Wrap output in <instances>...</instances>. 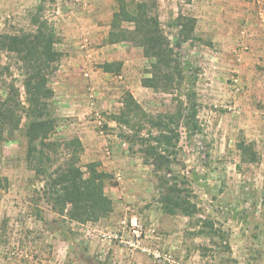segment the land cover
I'll use <instances>...</instances> for the list:
<instances>
[{
    "label": "rangeland",
    "instance_id": "obj_1",
    "mask_svg": "<svg viewBox=\"0 0 264 264\" xmlns=\"http://www.w3.org/2000/svg\"><path fill=\"white\" fill-rule=\"evenodd\" d=\"M19 1L15 11L0 4V33L33 31V18L40 16L56 28V47L70 39L74 60L64 50L50 77L57 91L50 101L54 137H79L83 169L96 161L108 173L105 192L113 211L85 223L54 211L45 179L27 165L28 119L21 112L20 128L0 140V264H264V0H205L224 5L205 17L195 16L202 14L203 0H153L174 48L179 14L197 19V39L176 48L193 80L201 128L195 133L188 124V86L172 93L144 86L151 60L143 47L108 43L116 0ZM70 15L76 24L67 34L61 24ZM107 62L121 70L106 72ZM68 65L73 76L64 88ZM18 66L16 54L0 50V100L14 83L25 101ZM127 92L150 113L182 111L174 169L198 205L194 217L162 211L158 180L144 163L138 138L112 119ZM241 141L253 144L257 162L242 159ZM200 229L204 234H197Z\"/></svg>",
    "mask_w": 264,
    "mask_h": 264
},
{
    "label": "trees",
    "instance_id": "obj_2",
    "mask_svg": "<svg viewBox=\"0 0 264 264\" xmlns=\"http://www.w3.org/2000/svg\"><path fill=\"white\" fill-rule=\"evenodd\" d=\"M116 2L108 43L130 41L143 47L144 55L151 60L150 76L142 80L144 86L172 93L186 84L185 98L191 109L188 124L192 132L200 131L196 119V95L191 89L193 80L188 75L189 64L184 63L176 51L184 42L197 39L196 17L179 14L176 18L175 25L179 29L174 48L162 26L156 1ZM33 23L36 25L33 31L15 35L0 33V50L12 52L18 58L25 94V101H22L21 89L14 83L7 85V94L0 100V140L6 131L13 135L20 128L23 112L28 119L25 128L26 162L35 174L45 179L52 208L74 221L95 222L113 211V200L105 192L109 175L98 168L96 161L86 163L83 169L80 161L84 145L79 137H54L57 121L50 110V101L55 95L50 77L58 69L63 52L56 48L58 35L49 20L36 16ZM125 23L132 24V27H126ZM102 67L106 72L121 70L114 62L104 63ZM122 102L120 113L112 115V119L132 131V137L138 138L144 163L153 167L158 180L162 211L194 217L199 211L198 205L185 176L174 169L182 111L179 109V115L150 113L130 92L125 94ZM132 137L127 135L130 140ZM238 149L244 161H258L253 144L241 141ZM209 225L212 227L211 223ZM202 230L197 234H204Z\"/></svg>",
    "mask_w": 264,
    "mask_h": 264
},
{
    "label": "crops",
    "instance_id": "obj_3",
    "mask_svg": "<svg viewBox=\"0 0 264 264\" xmlns=\"http://www.w3.org/2000/svg\"><path fill=\"white\" fill-rule=\"evenodd\" d=\"M89 1H93V0H89ZM205 0H203L202 1V3H203V5H202V7H201V10H202V14H200V15H195L196 17H199V16H203L204 15V17H205V13H207V12H210V11H214V9H217V10H219V7H221L222 8V5L223 4H220V3H216V5L215 6H211L212 4H210L209 3V1H205ZM21 2H22V0H21ZM0 4H1V6H7V7H10L13 11H15L17 8H19L20 7V5H21V3H20V1L19 0H0ZM187 5H192V4H190L189 2L187 3ZM199 3L196 5V7H197V9H199ZM91 6H96V4L94 3V2H92L91 3ZM201 6V5H200ZM219 6V7H218ZM224 6V5H223ZM195 7V8H196ZM78 10H80V11H82L81 13H85L86 11L88 12V11H90L89 9H83L82 10V8L81 9H78ZM204 13V14H203ZM76 14V13H75ZM78 14V13H77ZM75 15L76 17L78 16V15ZM79 17H81V18H83L84 16H79ZM206 18H208V19H204V21H206V23L207 24H210V25H212V19L211 18H209V17H206ZM73 18H72V16L70 15L69 16V18H67V19H65V18H63L62 19V22H63V24H61V27H63L65 30H66V33L67 34H71L70 32L71 31H73V30H75V28H74V26H75V24L76 23H74V22H71V20H72ZM97 26V25H96ZM214 26H217V25H212V28L214 27ZM67 41V40H66ZM72 41V40H71ZM68 43V44H67ZM67 43L65 42V45H63V47H61V48H58V47H56L58 50H60V51H69L70 52V61H73L74 60V58H75V55H74V51H73V49L71 48V46H70V39L67 41ZM71 64V63H70ZM73 64V63H72ZM63 76H65L64 77V79H62V82H60V86L61 87H64V88H67L68 87V85H69V82H70V80H71V77L73 76V71H72V65H68V66H66L65 67V69H64V73H63ZM55 90V92L57 93V91H56V89H54Z\"/></svg>",
    "mask_w": 264,
    "mask_h": 264
},
{
    "label": "built area",
    "instance_id": "obj_4",
    "mask_svg": "<svg viewBox=\"0 0 264 264\" xmlns=\"http://www.w3.org/2000/svg\"><path fill=\"white\" fill-rule=\"evenodd\" d=\"M133 228H134V231H135V232H138V229H137V223L134 224V227H133Z\"/></svg>",
    "mask_w": 264,
    "mask_h": 264
}]
</instances>
